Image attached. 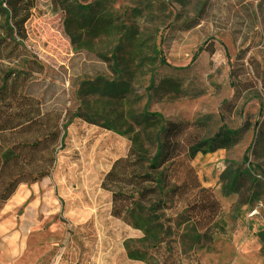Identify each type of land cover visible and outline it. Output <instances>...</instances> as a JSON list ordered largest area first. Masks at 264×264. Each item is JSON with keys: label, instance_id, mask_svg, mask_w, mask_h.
Returning <instances> with one entry per match:
<instances>
[{"label": "rangeland", "instance_id": "obj_1", "mask_svg": "<svg viewBox=\"0 0 264 264\" xmlns=\"http://www.w3.org/2000/svg\"><path fill=\"white\" fill-rule=\"evenodd\" d=\"M0 50L44 67L30 90L47 110L0 131L20 263L264 264V0H0ZM114 79L117 96L92 91ZM246 122L234 147L189 155ZM137 159L156 173L140 189L161 187L134 204L108 174ZM237 173L261 184L254 204Z\"/></svg>", "mask_w": 264, "mask_h": 264}, {"label": "trees", "instance_id": "obj_2", "mask_svg": "<svg viewBox=\"0 0 264 264\" xmlns=\"http://www.w3.org/2000/svg\"><path fill=\"white\" fill-rule=\"evenodd\" d=\"M110 1L111 3L116 0H104V2ZM102 4V3H100ZM206 6V4L204 5ZM92 9V4L85 7ZM201 8V12L203 11ZM96 21V17H90L89 25H93ZM101 22V21H99ZM98 24V23H97ZM129 29V28H128ZM3 39V38H2ZM7 56L3 55V52L0 50V60H7ZM3 62L0 61V131L14 129L22 124L29 122L39 115H41L46 108H44L43 98L40 95L32 94L30 88L32 86L38 85V74L44 72V67H2ZM36 74V75H35ZM36 76V77H35ZM174 85V81H170ZM29 88V89H28ZM124 88L123 84H119L116 79L111 82H106L103 86L95 84L92 87V91L101 95L117 96L122 92ZM32 94V95H31ZM152 116H158L154 114ZM154 118V117H153ZM250 129V124L246 122L242 127L236 130H231L226 127H220L212 136L199 140L198 142L192 144L189 148V155L195 157L197 154H206L215 152L219 149L226 148L230 149L237 145L245 136L247 131ZM11 153L7 150L0 141V168L3 163L11 157ZM161 156V150L156 153L154 157V166L158 165V159ZM132 168L127 169V172H124L122 175L119 172H116L115 169L109 172V177L114 176L120 183V187L115 192L117 196L121 199L132 200V203L136 204L139 201L146 200L147 197L154 193L155 188H160V184L156 183L154 190L143 188L140 189L144 184L149 181H155L154 174L155 172H145L140 173L139 166H141V161L137 159L132 161ZM250 178V182H249ZM247 178L243 174H235L234 179L244 180V186H248L250 191V196L252 198V204L258 201L261 197L260 187L261 184L257 183L255 176ZM248 179V180H247ZM250 183V184H249ZM123 184L129 185L131 188H134L135 191L128 193L122 187ZM151 192V193H150ZM136 193L139 195L137 199L135 198ZM118 199V197H117ZM125 210H128L130 207L129 204H124ZM154 205H151L153 208ZM121 211H117L116 215H120ZM151 215H148L146 220H150ZM149 230L146 228L145 230ZM156 236V235H155ZM260 240L264 248V230L259 234ZM157 239V237H155ZM155 240V239H154ZM153 246L159 244V240L152 242ZM162 264H167V259L161 261Z\"/></svg>", "mask_w": 264, "mask_h": 264}, {"label": "crops", "instance_id": "obj_3", "mask_svg": "<svg viewBox=\"0 0 264 264\" xmlns=\"http://www.w3.org/2000/svg\"><path fill=\"white\" fill-rule=\"evenodd\" d=\"M3 212H5V210H3ZM8 216L10 228L0 230L2 238L1 243L3 244L1 245L0 243V264H22L19 261L18 255L22 252L21 245L23 244V239L27 238V236L25 235L24 230L19 226H13V215L8 214ZM7 245H9V247H7Z\"/></svg>", "mask_w": 264, "mask_h": 264}]
</instances>
